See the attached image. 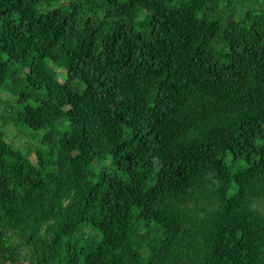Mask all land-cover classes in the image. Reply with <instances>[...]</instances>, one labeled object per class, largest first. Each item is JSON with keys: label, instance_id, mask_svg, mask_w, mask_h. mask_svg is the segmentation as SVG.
Listing matches in <instances>:
<instances>
[{"label": "trees", "instance_id": "trees-1", "mask_svg": "<svg viewBox=\"0 0 264 264\" xmlns=\"http://www.w3.org/2000/svg\"><path fill=\"white\" fill-rule=\"evenodd\" d=\"M0 264H264V0H0Z\"/></svg>", "mask_w": 264, "mask_h": 264}, {"label": "rangeland", "instance_id": "rangeland-1", "mask_svg": "<svg viewBox=\"0 0 264 264\" xmlns=\"http://www.w3.org/2000/svg\"><path fill=\"white\" fill-rule=\"evenodd\" d=\"M59 72V71H58ZM61 72V71H60ZM7 130H14L13 127H9ZM15 142L19 145V146H24L26 144V139L23 138V137H19L18 139L17 138H14Z\"/></svg>", "mask_w": 264, "mask_h": 264}]
</instances>
